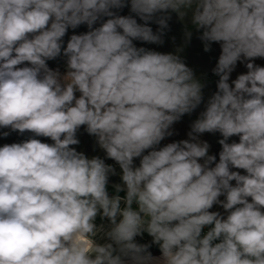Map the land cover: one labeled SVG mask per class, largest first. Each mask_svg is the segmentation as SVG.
I'll list each match as a JSON object with an SVG mask.
<instances>
[{
    "label": "clouds",
    "instance_id": "9594fccd",
    "mask_svg": "<svg viewBox=\"0 0 264 264\" xmlns=\"http://www.w3.org/2000/svg\"><path fill=\"white\" fill-rule=\"evenodd\" d=\"M174 16L182 44L145 46ZM194 32L220 48L207 97L182 55ZM257 59L264 0H0V138L28 134L0 146V264H264ZM81 129L103 157L77 150Z\"/></svg>",
    "mask_w": 264,
    "mask_h": 264
},
{
    "label": "water",
    "instance_id": "95a60500",
    "mask_svg": "<svg viewBox=\"0 0 264 264\" xmlns=\"http://www.w3.org/2000/svg\"><path fill=\"white\" fill-rule=\"evenodd\" d=\"M127 13H128V9H124L122 14H127ZM155 27L156 26L153 25L154 29ZM82 31H86L85 26H81L79 29L76 30L77 33ZM71 34H72V30H69V35ZM196 35L197 34L194 32L190 45H188L185 48L182 55L185 57L186 63L195 70L198 77L207 74L208 84L205 89V96L207 97L213 91H215V81L217 77L211 74V69L215 66L216 60L218 59V56L220 54V48L218 44H214L212 51L209 53H205L203 51V46L201 42L196 38ZM173 36L176 38L175 43H173L171 39V37ZM67 38L68 37L66 36L65 40H67ZM165 39H166V43L164 46H156V45H145V46L155 48L158 51L168 52V51H174L177 45L182 44L183 42L182 25L176 21L175 16L173 17V20L171 22V31L168 33V36ZM256 63L260 64L261 66H264V59H257ZM49 66L52 68L62 67L63 71L65 69V64L63 60L49 61ZM246 71L247 69L244 67V65L238 63L235 71L231 74V79H235L238 74L244 73ZM201 110H203L202 106L200 109H197L195 113H199V111ZM182 121H184L183 118ZM6 130L7 129H3L0 131H6ZM14 134L16 133H12L9 137H11ZM231 139L236 140L238 142V137H233ZM241 171L243 172V170Z\"/></svg>",
    "mask_w": 264,
    "mask_h": 264
},
{
    "label": "flooded vegetation",
    "instance_id": "af4514ba",
    "mask_svg": "<svg viewBox=\"0 0 264 264\" xmlns=\"http://www.w3.org/2000/svg\"><path fill=\"white\" fill-rule=\"evenodd\" d=\"M198 116V113H193L191 116H188V115H185L183 117L184 121L181 120V122L183 124H185V127L187 130H189V126L191 124V122L193 120L196 119V117ZM27 133L25 134V136H20L18 135L17 133L12 135L11 137H8V138H0V143H13V142H19L21 141L22 139H25L27 137ZM221 137L219 136V134H204V136L202 137V139H205L207 140L210 145H211V148H210V154H216L217 155V159H218V153L220 151V145L218 144V139H220ZM90 143H96L95 142V138L92 137Z\"/></svg>",
    "mask_w": 264,
    "mask_h": 264
},
{
    "label": "crops",
    "instance_id": "0c3cea01",
    "mask_svg": "<svg viewBox=\"0 0 264 264\" xmlns=\"http://www.w3.org/2000/svg\"><path fill=\"white\" fill-rule=\"evenodd\" d=\"M165 142H168V141H165ZM162 143H164V142H162ZM3 144H5V143H0V146H3ZM93 145L94 144L90 145V147L88 146V149L86 151H83L82 149H78V150L85 152L89 157L94 156V155H100L101 157H103L104 156V153L99 149L98 146H95L96 143L94 145L96 148H94ZM106 162L107 163H110V164H114V161H111V160H106ZM137 163H138V161H137ZM117 170H118V167H117ZM118 182H119V176H113V177H111L110 184L111 183H118ZM109 190H110V192L112 191L111 186L109 187ZM121 195H123V193ZM213 210H220V211H222V209H218L216 207H214ZM99 222L100 221L98 219L97 220V223H99ZM137 239H138L139 242H142L143 243V242L149 241L151 238L148 237L147 234H145L142 240L140 238H137ZM151 251H152L153 255H155V256H159L160 255L159 249L157 247H155V246H153V248L151 249Z\"/></svg>",
    "mask_w": 264,
    "mask_h": 264
},
{
    "label": "trees",
    "instance_id": "16d2710c",
    "mask_svg": "<svg viewBox=\"0 0 264 264\" xmlns=\"http://www.w3.org/2000/svg\"><path fill=\"white\" fill-rule=\"evenodd\" d=\"M59 68L63 71V68L62 67H59ZM178 124L180 125V128H177V127L176 128L181 130L182 129V127H181V124L182 123L179 122ZM185 129H186V127H185ZM185 134H186V132H185ZM78 137H79L81 143H80V145L76 146L77 147V150L78 149H82L83 151H86L88 149V146H89L91 137L86 132H84L83 129H81L80 133H78ZM182 138H183V136H182ZM41 139L44 140V142H50L46 138H41Z\"/></svg>",
    "mask_w": 264,
    "mask_h": 264
},
{
    "label": "rangeland",
    "instance_id": "374dc122",
    "mask_svg": "<svg viewBox=\"0 0 264 264\" xmlns=\"http://www.w3.org/2000/svg\"><path fill=\"white\" fill-rule=\"evenodd\" d=\"M176 127H177V128H180V125L177 123L176 125H174V128H175V129H177ZM181 127H182L181 130H180V129H177V130H176L177 133H178V135H175V136L169 138L168 142H170L171 140H179V139H185V138H187L186 134H187V131H188V130L185 129V125H184V124H181ZM185 132H186V134H185ZM182 136H183V138H182ZM184 136H185V137H184ZM91 139H92V137H91ZM91 139H90V141H91ZM92 144L95 145V143H89V147H90V145H92ZM94 145H93V147L96 148L95 146H97V145H95V146H94ZM117 171H119V169H118Z\"/></svg>",
    "mask_w": 264,
    "mask_h": 264
}]
</instances>
